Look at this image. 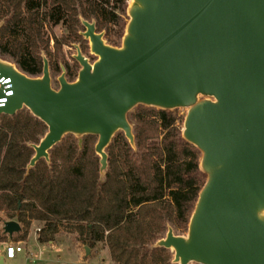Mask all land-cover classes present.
I'll list each match as a JSON object with an SVG mask.
<instances>
[{"label": "water", "instance_id": "water-1", "mask_svg": "<svg viewBox=\"0 0 264 264\" xmlns=\"http://www.w3.org/2000/svg\"><path fill=\"white\" fill-rule=\"evenodd\" d=\"M127 16L120 47L81 19L97 60L74 45L78 77L68 81L62 66L57 88L45 56L41 77L0 58L13 92L0 117L27 109L48 128L31 145L28 171L49 163L66 136L80 146L93 136L103 178L118 133L136 146L131 112L186 110L182 136L201 153L206 182L186 235L169 227L154 248L169 250L173 264H264V0H131ZM21 230L16 221L3 226L9 239Z\"/></svg>", "mask_w": 264, "mask_h": 264}, {"label": "trees", "instance_id": "trees-1", "mask_svg": "<svg viewBox=\"0 0 264 264\" xmlns=\"http://www.w3.org/2000/svg\"><path fill=\"white\" fill-rule=\"evenodd\" d=\"M127 7L126 0H0V58L29 77H41L45 56L56 78L63 48L82 41L81 19L96 22L113 44L124 35ZM57 27L66 33L57 37ZM63 62L73 82L77 63ZM128 119L136 146L118 133L102 178L97 137H85L80 146L66 136L50 151L49 163L41 160L28 171L35 155L31 145L40 143L47 126L27 109L0 117V221L22 228L12 244L26 242L39 223L41 244L69 233L90 250L105 244L113 264H173V254L154 245L169 227L187 231L206 182L201 153L184 140V118L177 111L140 106ZM7 238L3 232L0 243Z\"/></svg>", "mask_w": 264, "mask_h": 264}, {"label": "rangeland", "instance_id": "rangeland-1", "mask_svg": "<svg viewBox=\"0 0 264 264\" xmlns=\"http://www.w3.org/2000/svg\"><path fill=\"white\" fill-rule=\"evenodd\" d=\"M126 1H127L128 6H129V3L131 2V0H126ZM122 21L125 24H127V22H128L127 12L125 14H122ZM125 28H126V26H125ZM114 30H116V29H114ZM84 31H85V29L80 31V34ZM124 32H125V30H124ZM54 33L57 37H61L66 33V30L62 27H57V28H55ZM103 33L106 35V32H103ZM113 40H114L113 44L108 43L107 40H106V42L109 45L114 46V47H120L121 46L122 38L121 39H113ZM53 45H54V43L52 42V46ZM74 45L80 47L83 55L89 59L90 63L93 64L97 60L96 57L91 55L89 42L86 41L83 37H82V41L80 43H75ZM74 45L72 47L66 46L63 48V52L60 55V59H59L61 69H62V66L64 63L63 60H65V62H69L72 66L74 65V63H77L75 60H73L74 59L73 56L77 54ZM76 69H77V77H78V73L81 69V67L78 63H77ZM61 74L58 75L56 78H54V77L52 78L54 88L58 87V84L56 85V82H57V79L61 76ZM77 77H76V79H77ZM177 113L181 118L185 119L187 111L186 110H177ZM183 125H184V123H183ZM183 125H182V131H183ZM97 141H98V139H97ZM3 226H4V223L0 221V236L3 233ZM175 233H176V235L182 236V235H186L187 231L186 232L185 231L184 232L179 231V232H175ZM12 243L13 242H11V240L8 237L4 244H6V247H7L8 245H11ZM21 246L24 250L23 253L18 254L16 256V258L13 260L7 259L6 264H42V261L44 258L58 260V256H62L61 259L64 260V258L66 257L65 255L67 254V251H65V249L64 250L61 249L62 251L60 253H58V251H56L55 249H51L49 246H43L42 244H40L37 240L36 227L31 228L27 243L22 242ZM61 248H63V247H61ZM105 250L109 251L108 247L105 244H101L96 249L90 250V254H89V256L92 257L93 251H97V253H99L101 255L102 259L103 258L106 259L105 262L101 261V258L96 257V258H91L87 264H110L109 257H107L108 253H105L104 252ZM105 254H107V255H105ZM109 254H110V252H109ZM27 257H29L30 259H31V257H33V258L37 257V258L32 259L33 261H30L29 259L28 260L25 259Z\"/></svg>", "mask_w": 264, "mask_h": 264}, {"label": "crops", "instance_id": "crops-1", "mask_svg": "<svg viewBox=\"0 0 264 264\" xmlns=\"http://www.w3.org/2000/svg\"><path fill=\"white\" fill-rule=\"evenodd\" d=\"M32 227H36L37 240H38V231L40 229V225H39V223H34ZM27 241L23 242V243H27ZM17 244L21 245L22 242L17 243ZM42 245L43 246H49L51 249H55L56 251H58V253H60L64 249H65V251H67V254L65 255L66 257L64 258V260L61 259L62 256H58V260L44 258L42 261V264H87L91 258H96V257L101 258V261H103V262L106 261L105 258L102 259L101 255L99 253H97V251H93L92 257L87 255L86 254V247L82 246L76 240V236L73 234L61 233L56 237V240L53 243L42 244ZM61 247H63V248H61ZM6 248H7L6 244L0 243V257L1 256L5 257L4 264H6V261L8 259L6 257ZM104 252L108 253L107 257H109V262H110V264H113L111 261L109 251L105 250ZM105 255H107V254H105ZM35 258H37V257H35ZM35 258L31 257V259H30L29 257H27L25 259L26 260L29 259L30 261H33L32 259H35ZM9 260H13V259H9Z\"/></svg>", "mask_w": 264, "mask_h": 264}, {"label": "built area", "instance_id": "built-area-1", "mask_svg": "<svg viewBox=\"0 0 264 264\" xmlns=\"http://www.w3.org/2000/svg\"><path fill=\"white\" fill-rule=\"evenodd\" d=\"M10 84H11L10 79L6 81L4 79H0V90L3 89L5 92V95L3 97H0V107H3L7 102V98L13 94V92L10 91L11 90ZM23 251L24 250L20 244L8 245L6 248V257L8 259H14L18 254L23 253Z\"/></svg>", "mask_w": 264, "mask_h": 264}]
</instances>
